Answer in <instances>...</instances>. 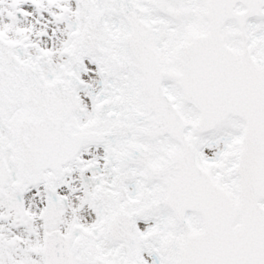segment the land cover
I'll return each instance as SVG.
<instances>
[{"label":"snow or ice","instance_id":"snow-or-ice-1","mask_svg":"<svg viewBox=\"0 0 264 264\" xmlns=\"http://www.w3.org/2000/svg\"><path fill=\"white\" fill-rule=\"evenodd\" d=\"M0 264H264V0H0Z\"/></svg>","mask_w":264,"mask_h":264}]
</instances>
